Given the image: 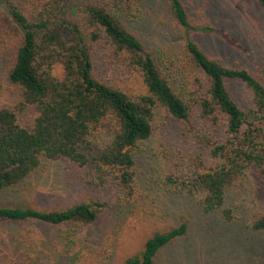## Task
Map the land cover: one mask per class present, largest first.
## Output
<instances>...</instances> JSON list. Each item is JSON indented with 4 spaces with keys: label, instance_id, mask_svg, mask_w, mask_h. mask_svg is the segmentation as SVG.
Instances as JSON below:
<instances>
[{
    "label": "trees",
    "instance_id": "obj_1",
    "mask_svg": "<svg viewBox=\"0 0 264 264\" xmlns=\"http://www.w3.org/2000/svg\"><path fill=\"white\" fill-rule=\"evenodd\" d=\"M254 2L264 18V0ZM165 3L184 34L176 52L148 48L131 28L144 19V0H0V53L15 95L11 106H0V191L22 184L42 161L61 160L83 170L87 190L131 196L136 156L165 113L199 153L174 155L163 186L195 200L204 214L218 211L227 223L235 220L225 207L229 192L251 174L264 183V81L201 49L196 36L218 35L206 6ZM99 64L105 72L139 77L144 91L114 85ZM229 82L242 85L246 105ZM104 209L98 201L50 210L0 206V220L86 228ZM245 229L264 234V206ZM187 233L181 216L125 264H156L160 251Z\"/></svg>",
    "mask_w": 264,
    "mask_h": 264
},
{
    "label": "rangeland",
    "instance_id": "obj_2",
    "mask_svg": "<svg viewBox=\"0 0 264 264\" xmlns=\"http://www.w3.org/2000/svg\"><path fill=\"white\" fill-rule=\"evenodd\" d=\"M191 10L206 6L218 35L196 36L209 57L245 68L264 81V18L254 0H185ZM144 19L131 28L145 45L167 46L176 52L184 34L170 19L165 0H144ZM7 60L0 53V106H11L15 95L5 83ZM101 72L116 86L144 91L135 75ZM228 88L240 105L246 92L238 83ZM180 124L161 113L155 132L136 156V184L131 196L115 190L90 191L80 183L83 170L65 161H42L22 184L0 191V206L66 208L81 201L105 203L93 225L50 227L40 223L0 220V264H125L156 231L185 217L188 233L163 248L156 264H264V234L245 229L252 213L264 206V183L254 174L229 192L225 207L235 220L227 223L218 211L204 214L195 200L169 192L164 178L172 157L199 153Z\"/></svg>",
    "mask_w": 264,
    "mask_h": 264
}]
</instances>
